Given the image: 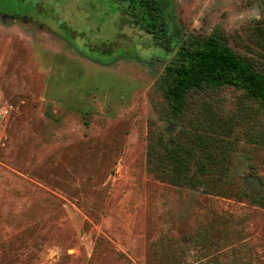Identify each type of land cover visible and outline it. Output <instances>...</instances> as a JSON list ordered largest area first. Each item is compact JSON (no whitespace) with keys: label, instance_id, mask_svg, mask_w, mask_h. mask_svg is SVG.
<instances>
[{"label":"rangeland","instance_id":"rangeland-1","mask_svg":"<svg viewBox=\"0 0 264 264\" xmlns=\"http://www.w3.org/2000/svg\"><path fill=\"white\" fill-rule=\"evenodd\" d=\"M169 1L264 75V0ZM166 60L113 0H0V264H264V107L224 86L173 115ZM203 117L222 158L200 175Z\"/></svg>","mask_w":264,"mask_h":264},{"label":"trees","instance_id":"trees-1","mask_svg":"<svg viewBox=\"0 0 264 264\" xmlns=\"http://www.w3.org/2000/svg\"><path fill=\"white\" fill-rule=\"evenodd\" d=\"M123 24L149 37L153 47L167 58L160 75V89L169 111L176 115L191 91L214 90L224 86L241 89L248 97L264 107V75L257 72L243 56L233 52L222 31L213 29L207 36L181 34L169 0H113ZM193 144L201 158L195 170L206 172V164L213 166L222 158L213 153V127L202 118L197 121ZM221 153V152H220ZM219 153V155H220ZM170 166L167 181L181 183L190 150L174 144L165 149ZM195 187V184L190 183ZM255 202L262 206L264 198Z\"/></svg>","mask_w":264,"mask_h":264},{"label":"built area","instance_id":"built-area-1","mask_svg":"<svg viewBox=\"0 0 264 264\" xmlns=\"http://www.w3.org/2000/svg\"><path fill=\"white\" fill-rule=\"evenodd\" d=\"M7 110L6 109H0V117L4 114H6Z\"/></svg>","mask_w":264,"mask_h":264},{"label":"water","instance_id":"water-1","mask_svg":"<svg viewBox=\"0 0 264 264\" xmlns=\"http://www.w3.org/2000/svg\"><path fill=\"white\" fill-rule=\"evenodd\" d=\"M251 187H253V189H255V188H254V185H252Z\"/></svg>","mask_w":264,"mask_h":264}]
</instances>
